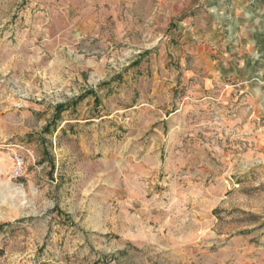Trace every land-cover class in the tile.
I'll return each instance as SVG.
<instances>
[{
	"label": "rangeland",
	"instance_id": "1",
	"mask_svg": "<svg viewBox=\"0 0 264 264\" xmlns=\"http://www.w3.org/2000/svg\"><path fill=\"white\" fill-rule=\"evenodd\" d=\"M2 225L0 264H264V0H0Z\"/></svg>",
	"mask_w": 264,
	"mask_h": 264
},
{
	"label": "built area",
	"instance_id": "2",
	"mask_svg": "<svg viewBox=\"0 0 264 264\" xmlns=\"http://www.w3.org/2000/svg\"><path fill=\"white\" fill-rule=\"evenodd\" d=\"M12 166L10 170L11 179H20L25 175L26 163L23 156L15 154L13 156Z\"/></svg>",
	"mask_w": 264,
	"mask_h": 264
},
{
	"label": "trees",
	"instance_id": "3",
	"mask_svg": "<svg viewBox=\"0 0 264 264\" xmlns=\"http://www.w3.org/2000/svg\"><path fill=\"white\" fill-rule=\"evenodd\" d=\"M66 108H68V105L66 103H61V104H58L56 106V109H57V112H62L63 110H65ZM3 228V225L0 226V230Z\"/></svg>",
	"mask_w": 264,
	"mask_h": 264
}]
</instances>
